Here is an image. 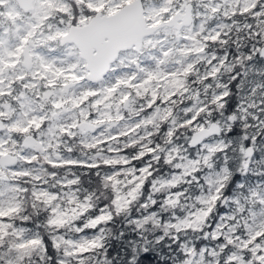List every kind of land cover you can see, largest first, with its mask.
Listing matches in <instances>:
<instances>
[{
  "label": "snow or ice",
  "instance_id": "snow-or-ice-1",
  "mask_svg": "<svg viewBox=\"0 0 264 264\" xmlns=\"http://www.w3.org/2000/svg\"><path fill=\"white\" fill-rule=\"evenodd\" d=\"M216 17L232 23L210 29ZM244 17L258 27L264 0H0V264H88L105 247L102 226L139 198L162 158L182 172L154 182L155 192L195 179L199 167L188 161H200L185 163L180 148L169 145L181 129L192 130L193 145L219 131L216 123L200 122L213 111L191 82L218 77L228 57L208 50L227 45ZM204 64L209 69L202 72ZM229 95L210 103L224 108ZM185 99L196 104L185 109L191 118L179 122L177 106ZM83 169L95 170L110 191V207L101 209L97 193L83 186ZM224 187L200 197L201 207L170 227L202 231ZM183 195L170 193L166 204L176 208ZM252 196L264 206V196ZM238 212L211 234L225 241L211 256L264 264V214L241 204ZM94 229L100 234L76 238ZM185 251V264H204L207 249Z\"/></svg>",
  "mask_w": 264,
  "mask_h": 264
},
{
  "label": "rangeland",
  "instance_id": "rangeland-1",
  "mask_svg": "<svg viewBox=\"0 0 264 264\" xmlns=\"http://www.w3.org/2000/svg\"><path fill=\"white\" fill-rule=\"evenodd\" d=\"M221 24H223L222 17H216L215 19L209 21L208 27L210 29L217 28ZM208 54L210 56L216 55L218 58L227 56L228 60H230L228 53L226 51H223L220 45H214L210 47L208 50ZM253 67H255L256 71L249 79V82L251 83L247 86V89H251L249 95L252 94L253 90L259 89L260 87L264 86V84H261L260 82H255L258 74H260V72L264 73V63L260 65L254 64ZM208 69L209 66L207 64H204L202 65L201 71H207ZM224 77H226V74L218 80L210 78L209 80L205 81L204 84H200L198 82V79L196 77H193L191 86L195 90L199 91L201 101L210 104L213 96L219 95L223 90V87H218V85L226 86L223 81ZM207 85H211V87L206 88ZM249 95H247V97ZM247 101L248 100L246 99L240 100L236 110L237 114L242 120L248 121L251 126L255 128V134L251 139V142H254V144H250L246 148H242V152H244V150H247L248 147H251L253 150V157L251 158L249 167L247 169H245L243 166L244 162L242 163L243 177L236 184V191L232 195L227 196L224 200H221V198V201H218L219 203H217L216 208L208 218V221L202 231L181 230L178 232L173 229L166 235L162 230V227L160 229L152 231V229L155 228V225L151 224V222H148L145 225V228H139L136 222L142 221L145 217L155 214V218L160 219L162 226L177 223L180 219L186 218L191 212L195 210V208L201 207V205L199 204V198L209 194V191L212 188V181L217 179L224 172L225 168H227L230 172L225 158V149L229 146L230 142L224 136V133L230 127V122L226 119L220 118V112H218L217 114L212 112L211 116H209L207 113H204L200 117L201 123L207 120L210 122H217L218 124L222 125L223 130L220 132V134L212 135L199 145L191 148L189 147L188 143L192 130L188 129L187 131H189L190 134L186 136L184 135V132L186 130L181 129L177 132L174 138L173 145H169V147L175 146L180 148L181 155L185 158V163L187 162V160H200L203 155H206L208 149L204 147L205 144L227 145L225 149L218 151L213 156L212 168H208L207 166L199 168L198 172L193 173L195 179H193L192 176H189L186 178V180L188 181L187 183L181 182L175 188H172L169 192H155L153 190L154 182L171 179L173 176L178 175L182 172V169H176L174 167V164L169 165L165 161V159L162 158L158 164H155L153 166V176L145 182L144 188L142 189V194L138 198L139 204L135 209L136 215H133L129 219V222L138 230H145L147 229V225H149L150 232L154 234L151 239L155 240L156 243L161 238L170 239L169 241H166L164 245L167 246L166 250L170 252V258L175 264H185V261L189 258L186 254L185 247H195L198 253L207 249V252H205L204 264H216L217 260H220L221 264H225L226 256H211V252L213 250L219 251L221 245L225 242L223 238L220 241L214 240L211 235L213 232H215L216 227L221 224L223 218L232 215H239L238 208L242 203L246 204L249 212H255L258 217L261 214H264V206H261L258 203L253 205L248 202L249 197L252 196L253 193L264 190V123H262L264 122V102L261 103V109L258 112H253V115L251 117L245 119L242 113L243 108L247 105ZM195 104V100L185 99L184 103L177 107V119L179 122H183L184 120L191 118L193 113H186L185 109L194 107ZM213 117H218V119L212 120L211 118ZM168 127H171V125L169 124L164 126V133L159 137L161 143H164L166 140V131ZM231 149H233V147H231ZM73 155L78 157L79 153L77 152ZM137 166H143V163L138 164ZM176 192H181L184 194L181 197V204L176 208H170L166 204V200L170 193ZM153 200L156 202L152 203ZM135 203L136 202H134V205ZM144 205H147V207H144ZM110 206L111 204L101 206L100 208L102 209ZM131 208L132 206L126 212H123V214L128 213ZM102 227H104L105 229L103 233V235L105 236L106 225H103ZM99 234V229L86 230L85 232L78 234L76 238L91 239ZM171 243H176V248L173 249V247L170 246Z\"/></svg>",
  "mask_w": 264,
  "mask_h": 264
},
{
  "label": "trees",
  "instance_id": "trees-1",
  "mask_svg": "<svg viewBox=\"0 0 264 264\" xmlns=\"http://www.w3.org/2000/svg\"><path fill=\"white\" fill-rule=\"evenodd\" d=\"M222 21L223 23H232L231 20H225L223 17ZM252 22L251 18L246 21L244 18H239V29H244L243 25L245 23ZM239 41V37L234 38L231 46L222 47V50L228 53L231 61L238 60L241 53L245 56L251 55L253 59L244 65L237 64L233 71L230 74H226V77L223 78L230 95L224 100V108L214 112L216 114L220 112V118L230 122L229 129L224 133L225 138L230 142L225 149L226 164L230 169V182L224 187L221 200L236 191V184L243 177L242 163L245 157L242 148L254 144L251 139L255 134V128L248 121L240 118L236 108L240 100H248L247 95L250 94L251 89H247V86L251 84L249 79L256 71L253 65L264 63V59L259 57L258 52L255 51L251 44L245 46ZM255 82L264 84V73L260 72ZM233 115L237 116L238 119L235 121L231 120L230 117ZM211 119L217 120L218 117ZM189 134L190 132L187 130L184 132L186 136ZM80 175L82 176L83 186L97 193L99 207L111 204L112 194L103 188L99 178L95 175V170L89 172V170L83 169L80 170ZM102 193H108V195H102ZM138 204L139 202L135 203V206H132L131 210L126 214L114 215V219L106 224L105 247L93 253L88 260V264H175L170 258V252L166 250L167 246L164 245L170 239L162 238L156 243L155 240L151 239L154 234L150 232L149 225L146 227L148 231L138 230L129 222V219L136 215L135 209ZM170 246L174 249L176 248V243H171Z\"/></svg>",
  "mask_w": 264,
  "mask_h": 264
},
{
  "label": "clouds",
  "instance_id": "clouds-1",
  "mask_svg": "<svg viewBox=\"0 0 264 264\" xmlns=\"http://www.w3.org/2000/svg\"><path fill=\"white\" fill-rule=\"evenodd\" d=\"M248 18L244 17V20L246 21ZM259 19V26L257 27V21H253V28L251 30L248 29H231V34L228 35L227 39L229 41V43L227 45H223L221 44V47L227 48L231 46V43L233 42L234 38L239 37L240 38V43L243 45H249L251 44L256 52H260V51H264V18H258ZM246 24V23H245ZM253 33H257V34H253ZM253 59V57H252ZM250 60L248 59V56H245L243 53H241V56L238 60L236 61H231L228 60L227 63L224 65L222 71L218 74V77L216 78L217 80L220 79L221 77H223L225 74H230L233 69L235 68V66L237 64L239 65H244L246 63H248ZM229 68H231V71L229 70ZM224 91H228L227 88L223 87V90L220 92V94ZM264 102V86L260 87L259 89H255L253 90L252 94L248 96V101H247V105L243 108V113L242 115L244 116L245 119H247L248 117H251L253 115V112H258L261 109V103ZM178 107V106H177ZM209 107L212 109L213 112L218 111L222 108L219 107V105H212L211 103L209 104ZM235 116V115H234ZM236 120L238 119L237 116ZM264 123V122H262ZM217 124V123H216ZM208 127L210 128L211 125H208ZM217 127L219 129L218 132L216 131H212L209 136H212L214 133H220L223 130V126L220 124H217ZM206 137V138H207ZM211 148H215L216 151L209 153L207 152L206 155H211V159H209L208 161H204L203 157L205 155L202 156V158L199 160V164L198 165H194L191 164L190 161H188L189 164V168L191 167H203V166H207L208 168H212V160H213V156L218 152L221 151L223 149H225L227 147V145L225 144H216V145H209ZM243 155L245 157L244 160V168L247 169L249 167V162L251 160V158L253 157V150L251 148H248L247 150H244ZM229 171L227 168L224 169V172L215 180L212 181V188L209 191V194L204 196L205 198L214 195L215 194V189L216 187L219 186L220 183H223L225 186L227 183L230 182L229 179ZM171 189L169 188H162L159 192H169ZM257 193H260L261 196H264V190H261ZM142 192L140 193L141 196ZM102 195H108V193H102ZM223 195V192L221 193V196ZM139 196V197H140ZM259 197L254 198L253 196H250L248 199V202H250L251 204L255 205L257 204L255 201L258 200ZM136 203L139 202V199H137L135 201ZM247 203V202H246ZM241 205H245V203H242ZM131 206H135L134 203ZM170 208H173L171 206H169ZM149 222H151V224L155 225V228L152 229V231H155L156 229H160L162 227V230L164 231V233L167 235L170 231L173 230V228L170 227V224L167 225H161V221L160 219L157 218H152L149 220ZM147 224V223H146ZM143 224L142 228H145V225ZM141 228V227H139ZM146 231H148V229H145Z\"/></svg>",
  "mask_w": 264,
  "mask_h": 264
},
{
  "label": "water",
  "instance_id": "water-1",
  "mask_svg": "<svg viewBox=\"0 0 264 264\" xmlns=\"http://www.w3.org/2000/svg\"><path fill=\"white\" fill-rule=\"evenodd\" d=\"M258 55H259L260 58L264 59V54H261V53L258 52ZM212 123H217V122H212ZM217 124H218V123H217ZM218 134H220V133H214L213 135H218ZM192 135H193V132H192L191 135H190L189 143H188V144H189V147H191V148H193V147L199 145V144L202 143L204 140H206L207 138L210 137V136H209V137L205 138L202 142H200V143H198V144H196V145H193V144L191 143ZM248 148H251V147H248ZM251 149H252V148H251Z\"/></svg>",
  "mask_w": 264,
  "mask_h": 264
}]
</instances>
